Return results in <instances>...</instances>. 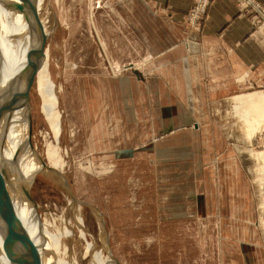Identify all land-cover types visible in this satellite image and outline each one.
<instances>
[{
	"label": "rangeland",
	"instance_id": "rangeland-1",
	"mask_svg": "<svg viewBox=\"0 0 264 264\" xmlns=\"http://www.w3.org/2000/svg\"><path fill=\"white\" fill-rule=\"evenodd\" d=\"M44 1L42 52H48L63 131L56 144L34 79L32 139L22 114L20 140L26 153H43L53 143L65 166L50 169L41 158L48 168L30 186L41 207L36 224L65 236L66 224L81 213L89 241L112 264H254L257 231L264 249V101L237 102L236 109L231 99L262 88L246 76L233 96H212L208 82L190 76L192 66L172 65L179 58L161 48L175 38L188 46L187 28L198 32L206 17L194 28L192 5L186 22L177 23L155 0ZM199 159L203 167L196 169ZM195 173L210 206L182 216L172 206L186 204L187 188L197 187ZM14 184L11 192L22 194ZM73 228L78 235L79 227ZM235 234L244 238V254ZM86 245L64 238L60 253L50 250L51 264L72 261Z\"/></svg>",
	"mask_w": 264,
	"mask_h": 264
},
{
	"label": "bare ground",
	"instance_id": "bare-ground-1",
	"mask_svg": "<svg viewBox=\"0 0 264 264\" xmlns=\"http://www.w3.org/2000/svg\"><path fill=\"white\" fill-rule=\"evenodd\" d=\"M0 1H3V11L0 12V164L6 167V171L11 175L13 181L15 180V182L6 184L13 200V240L6 253H2L0 264H16L15 260L19 254L23 227L29 232L34 246L42 256L43 264H51L52 258L48 256L51 249L60 253L64 238L85 240L87 245L80 256L73 257L72 261L63 259L59 264H112V261L103 254V249L97 250L95 242L89 241L81 213H76L72 219V224H66L68 228L65 230V236L58 232L51 233L48 227L36 224L39 217L37 206L33 205L23 193H13L14 191L11 192L10 190L16 182L18 184L24 183L28 187L31 186L34 176L43 169L42 167L48 168L46 163L42 161V157L48 161L50 169L61 171L65 162L62 160L59 148L52 145L51 142L47 143L43 153L37 149L26 153L25 149L21 147L20 140L19 120L22 114L28 118L29 136L32 139L33 125L30 100L25 95L26 84L32 78L36 79L37 90L42 100L40 109L50 124L56 144H58L63 131L62 113L59 108L60 101L57 88L50 75L48 52H42L47 33L37 23V16H39L45 1ZM11 92L16 93V95L10 97ZM18 195L26 201L24 206ZM26 204L30 205L26 206ZM29 208L31 209L28 211ZM29 213H31L33 221L28 219ZM61 217L63 218L64 215ZM65 221L70 222V219ZM57 222L56 220L55 224ZM75 225L79 227L78 235L74 232L73 226ZM63 249L64 254L69 255L70 250L67 247Z\"/></svg>",
	"mask_w": 264,
	"mask_h": 264
},
{
	"label": "crops",
	"instance_id": "crops-1",
	"mask_svg": "<svg viewBox=\"0 0 264 264\" xmlns=\"http://www.w3.org/2000/svg\"><path fill=\"white\" fill-rule=\"evenodd\" d=\"M155 1H159L162 5L165 4V8L162 10L164 16L169 17L171 22L176 21L177 23L186 22V14L193 3V0ZM258 2L264 7V0H258ZM255 15L244 14L234 0H211L207 16L199 31H191L187 28V35L189 36L188 46L175 38L165 45L161 44V48L171 49V55L175 54L179 58L180 61L172 62V65L186 61V63H183L186 68L192 66V69H187L188 73L199 81L208 82L207 88L215 91L211 94L212 96L219 95L222 98L233 96L239 90L242 80L246 76L250 77L257 85L256 87L262 88L253 93H261L248 97H234L231 100L236 109L238 108L237 102L241 104H258L264 101V33L260 32L255 26ZM199 64H201V68L198 66ZM212 82H220L222 85H219L218 88H213ZM217 90L218 92H216ZM195 126L197 128L196 123ZM194 147L195 144L192 152L196 156L200 154V151L194 149ZM260 156L264 161V153H261ZM260 156L256 154L257 159ZM196 164L198 169L203 167L202 159L193 162L197 169ZM195 174L196 182L194 183L197 184V187L187 188L185 197L188 202L186 200V204L180 203L172 206L179 209L182 216H193L197 214L198 210L201 214L210 206V203L209 205L204 203L202 188L198 187L202 184V180L197 173ZM252 174L255 175L256 172H252ZM179 199L183 198L180 197ZM184 208L187 209L186 213L183 212ZM258 208L256 205L255 209L258 210ZM251 223L253 224V222ZM254 224L256 226L257 223ZM236 235L239 234L234 235V240L241 242L240 247L238 243H236V246L244 254V238H242V235ZM252 237L258 243H253L255 247L252 245L251 254L256 258L253 263L264 264V249L262 246V249L259 247V232H255ZM225 240H227L226 236Z\"/></svg>",
	"mask_w": 264,
	"mask_h": 264
},
{
	"label": "water",
	"instance_id": "water-1",
	"mask_svg": "<svg viewBox=\"0 0 264 264\" xmlns=\"http://www.w3.org/2000/svg\"><path fill=\"white\" fill-rule=\"evenodd\" d=\"M37 23L39 24V16H37ZM41 26V24H39ZM42 27V26H41ZM43 30V29H42ZM46 40V35L44 42ZM44 45V43H43ZM33 78L26 84L25 95L28 100H30V88L33 83ZM13 182L11 175L5 170L0 169V259L2 253H6L10 245L12 244L13 232H14V213H13V200L6 184ZM15 185V184H14ZM19 189L23 195L37 206V212L39 219L40 216V205L33 199L30 187L26 186L24 183L19 185ZM34 206V207H35ZM16 264H43L42 256L38 252L37 248L34 246V242L30 237L29 232L26 228H22L20 236V249L19 254L15 260Z\"/></svg>",
	"mask_w": 264,
	"mask_h": 264
},
{
	"label": "built area",
	"instance_id": "built-area-1",
	"mask_svg": "<svg viewBox=\"0 0 264 264\" xmlns=\"http://www.w3.org/2000/svg\"><path fill=\"white\" fill-rule=\"evenodd\" d=\"M244 14H256L255 26L264 33V7L258 0H234ZM211 5V0H193L190 10V23L192 27H200Z\"/></svg>",
	"mask_w": 264,
	"mask_h": 264
}]
</instances>
